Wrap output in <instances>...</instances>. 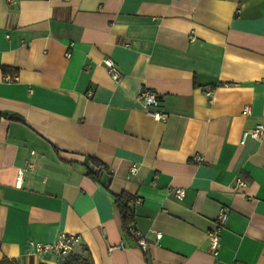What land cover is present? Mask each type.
I'll return each mask as SVG.
<instances>
[{
    "label": "crops",
    "instance_id": "obj_1",
    "mask_svg": "<svg viewBox=\"0 0 264 264\" xmlns=\"http://www.w3.org/2000/svg\"><path fill=\"white\" fill-rule=\"evenodd\" d=\"M0 113V260L57 264L34 244L66 233L95 264H264V135L242 140L264 122V0H0Z\"/></svg>",
    "mask_w": 264,
    "mask_h": 264
},
{
    "label": "built area",
    "instance_id": "obj_2",
    "mask_svg": "<svg viewBox=\"0 0 264 264\" xmlns=\"http://www.w3.org/2000/svg\"><path fill=\"white\" fill-rule=\"evenodd\" d=\"M103 64L107 68L110 76L112 77L113 80L116 82H119L122 77L123 73L120 70L118 64L110 57H107L104 59ZM8 80H11L14 77L7 76L6 77ZM212 91L209 90L207 92L208 95H211ZM139 101L141 103L142 109L149 113L151 116H153L154 119L156 120H162L166 121L167 119V113L163 111L160 108L161 104V97L151 91L148 88H143L139 94ZM244 113L248 114L250 113V108L245 107ZM264 135V122L260 123L256 126H254L251 129H247L243 132L242 135V140L244 141L248 137H253V138H260ZM196 161L202 162L204 158L200 155H197L195 157ZM133 171H136L137 168L133 167ZM22 170L19 171L18 174V179H22ZM239 184H243V181L239 180ZM175 194L177 198L182 199L185 196V191L182 189H177L175 191ZM228 213L223 209L221 210L218 215L215 217L213 220V226L211 229L208 230L207 236L209 239V250L213 255H218L221 247V233L222 230L224 229L226 222L228 220ZM130 233L137 238V241L139 245L142 247L143 250H147V242L146 240L142 237L141 232L133 228V226H130L129 228ZM162 238V233H157V243H160V240ZM80 238L77 235H72V234H66L63 233L62 235L59 236V238L54 241V242H49V243H35L34 247L35 250L38 254H43V253H48V252H54L59 256V260L57 264H62L63 260L67 258L71 253H73L76 245L78 244ZM230 264H241L240 262H232Z\"/></svg>",
    "mask_w": 264,
    "mask_h": 264
},
{
    "label": "trees",
    "instance_id": "obj_3",
    "mask_svg": "<svg viewBox=\"0 0 264 264\" xmlns=\"http://www.w3.org/2000/svg\"><path fill=\"white\" fill-rule=\"evenodd\" d=\"M4 71H8V68L4 67ZM2 116L14 118V116L0 113V118ZM88 161H89V165L87 166V174L90 177H92L94 180L100 181L104 171H108V168L96 158H89ZM109 183H110V179L108 180L105 186L108 187ZM136 201H137L136 196L127 192H122L118 195H115V203L121 215L123 228L128 233L130 232L129 230L130 226L135 224ZM0 264H18V263L15 259L5 257L0 260ZM62 264H95V263L91 256L84 257L80 254L74 253L73 251L71 255H69L67 258L63 260Z\"/></svg>",
    "mask_w": 264,
    "mask_h": 264
}]
</instances>
